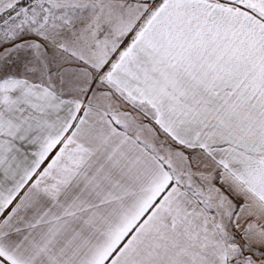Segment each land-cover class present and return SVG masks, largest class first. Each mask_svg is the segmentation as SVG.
<instances>
[{"label":"snow or ice","instance_id":"1","mask_svg":"<svg viewBox=\"0 0 264 264\" xmlns=\"http://www.w3.org/2000/svg\"><path fill=\"white\" fill-rule=\"evenodd\" d=\"M0 264H264V0H0Z\"/></svg>","mask_w":264,"mask_h":264}]
</instances>
